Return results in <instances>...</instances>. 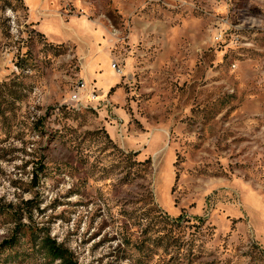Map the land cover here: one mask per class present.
I'll list each match as a JSON object with an SVG mask.
<instances>
[{"label": "rangeland", "instance_id": "obj_1", "mask_svg": "<svg viewBox=\"0 0 264 264\" xmlns=\"http://www.w3.org/2000/svg\"><path fill=\"white\" fill-rule=\"evenodd\" d=\"M48 238L264 264V0H0V264Z\"/></svg>", "mask_w": 264, "mask_h": 264}, {"label": "trees", "instance_id": "obj_2", "mask_svg": "<svg viewBox=\"0 0 264 264\" xmlns=\"http://www.w3.org/2000/svg\"><path fill=\"white\" fill-rule=\"evenodd\" d=\"M133 155L137 154V152H132ZM137 162V161H135ZM139 164L141 163L142 165L144 164L145 167L143 168L145 171H148L150 169V161L147 160V161H139L138 162ZM46 246L48 247V250L51 254V256L53 257V259H60L62 260L65 264H74L69 258H68V255H67V251L61 247V246H58L57 243L48 238L47 241H46Z\"/></svg>", "mask_w": 264, "mask_h": 264}, {"label": "built area", "instance_id": "obj_3", "mask_svg": "<svg viewBox=\"0 0 264 264\" xmlns=\"http://www.w3.org/2000/svg\"><path fill=\"white\" fill-rule=\"evenodd\" d=\"M86 89V83H81V86L79 87V91L73 95L74 99H77L79 96H81L82 90Z\"/></svg>", "mask_w": 264, "mask_h": 264}]
</instances>
